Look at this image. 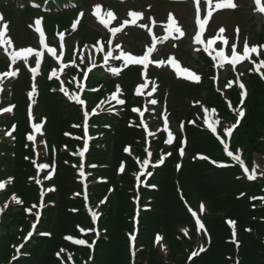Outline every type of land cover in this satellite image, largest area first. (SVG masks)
I'll return each instance as SVG.
<instances>
[{"label":"trees","instance_id":"16d2710c","mask_svg":"<svg viewBox=\"0 0 264 264\" xmlns=\"http://www.w3.org/2000/svg\"><path fill=\"white\" fill-rule=\"evenodd\" d=\"M255 97L252 100L251 111L245 124V133L249 137L253 146H258V137L262 133L264 127V96L258 90L255 91ZM67 120L64 121V125L67 124ZM130 135L134 132L130 131ZM128 134V135H129ZM133 137V136H132ZM192 149L207 151L213 147V142L206 137L204 133L192 132ZM23 150L21 143L18 146V160L17 163V183L16 187L24 195L26 192H31V188H28L24 184L26 173L23 169L27 164L22 159ZM235 170H213L205 164L199 162H186L181 171V181L184 188L188 189L191 184L196 186L199 191H202L205 196L209 197L212 209L221 210L223 214L235 216L239 220L241 231L244 226L252 227V232L241 234V251L240 254L234 253L233 247L225 243V238L229 236V231L223 223V218L218 221H214L211 225V230L214 235V239L211 248L203 254L199 259L195 260L193 264H231L234 261L232 255L239 256L240 264H264V208H252L248 201V196L240 199L237 195L246 190L250 193L259 192L261 185H249L244 180L235 179ZM69 173H58V179L61 183V193L69 192L68 187L65 186ZM180 176V175H179ZM163 187L158 193H156L157 203L155 210L149 218L150 226L147 231L153 226L155 222L166 221L167 230L169 235L167 241L169 243V254L165 257L164 261H161L158 256L152 251L149 254L150 264H185V257L189 249H186L185 241H179L175 238L174 232L177 230L175 224H186L189 221V216L178 198L174 184L170 181V175L167 173L164 176ZM126 181H129V175H127ZM248 194V195H249ZM123 200V205H125ZM61 201L59 207V221L55 227V235L53 239L47 240L48 245L44 248V251L38 249L36 260L39 259L37 264H50L52 261V248L56 247L60 243V233L65 229V224L71 223L75 218L72 215L66 213ZM123 209V208H122ZM131 209V206L128 210ZM263 216L262 218L259 216ZM73 217V218H72ZM114 219V224L119 226H127L126 219L123 217L122 210ZM11 223V222H10ZM122 233V232H121ZM112 240L109 246V258L106 256L97 258L95 262L99 264V260H103L104 264H129V255L127 251V241L122 237H116L112 234ZM123 238V240L121 239ZM4 241V240H2ZM105 246V244H103ZM5 245H0L3 248ZM102 246V247H104ZM32 249L36 246H31ZM100 247V246H99ZM188 250V251H187ZM217 254V255H215ZM146 257L145 254L141 258ZM158 258V259H157ZM32 260L28 262H20V264H31ZM52 264H59L54 258Z\"/></svg>","mask_w":264,"mask_h":264},{"label":"rangeland","instance_id":"374dc122","mask_svg":"<svg viewBox=\"0 0 264 264\" xmlns=\"http://www.w3.org/2000/svg\"><path fill=\"white\" fill-rule=\"evenodd\" d=\"M189 0H185V2H188ZM215 1H224V0H215ZM236 4L239 7V13L236 14L235 18L234 15L232 14H228L226 11L224 12H220L215 16V19L213 21V24L211 26V29L214 31H219V28H215L217 25H224V23L226 22V20L228 19V15L230 16L231 20L237 19L239 20V23L241 24H246V27L249 31H251V33H253V31H257V26L259 24V18L256 17L254 14H252L251 12V8H250V4L249 6H247L243 0H236ZM96 6H100V8L105 11V12H109L111 11L113 13L114 19L118 20V21H123V20H127L129 22L127 28L117 36V41L120 42H124L126 44H130L133 43L134 38L137 34V22L132 23V20L135 19L133 17H131L129 15L130 12H139L141 13V16H139L138 18L140 19V28L143 31V45H147L148 44V38H147V28L151 23H156L157 25L163 27L166 22L170 19L173 18L175 20V22L178 24V26H180L181 28L185 29V24L183 22V16H182V11L184 10V6L185 5H181L177 2H175L174 0H86L85 4L83 6L82 11L84 12L83 17H81V23L78 26V28L75 30L74 33H85L88 29L91 30L93 22L91 17H89L88 13L96 8ZM32 9L28 6L27 8H18V7H10V6H6V5H2L0 6V16H2V20H0V23H4L7 24V31L5 33V36L3 37L4 40H11V44H7L5 43L8 47H14V48H20V47H24L27 45V40L29 38V35L31 34V26H33L31 24V22L35 21L36 18L35 16H31L32 13ZM63 13V12H62ZM67 13V12H66ZM62 14L61 13H56V14H47L45 16H41L40 18L44 17V26L45 29L48 26H51L53 24H57L59 19L63 18L65 21H68L69 19H73L75 17L79 18V10H73L72 13H74L76 16H72V15H68V14ZM136 21V20H135ZM141 25H144V27H141ZM159 29H161L160 27L157 28V30L159 31ZM225 37L226 40H229L228 37H226L225 35H223ZM182 41V38H179L178 40L173 42V46L176 43H180ZM189 47L187 45H185L183 50H187ZM170 52V51H169ZM169 52H166L164 54V56L166 54H168ZM184 52V51H183ZM159 53V52H158ZM155 54L154 58L158 55ZM194 57H192V59H194V63L198 62L195 54H193ZM195 65V64H194ZM191 69H193L190 66ZM151 72H158L156 70H151ZM161 72V71H159ZM122 76H125L122 75ZM20 84V82H19ZM206 97V96H205ZM56 121V119L53 120V124ZM134 153H138L137 149L135 147H133ZM252 158L256 163L259 161L262 164L261 169H264V158L259 155V154H253ZM137 173V172H136ZM101 175L103 176H108L106 173H101ZM6 182V181H5ZM4 182V184H5ZM115 183V182H114ZM191 190H195V186H193V184H191ZM51 189H53L52 187H50ZM111 189L109 190V194H110ZM127 191L125 192H121V191H116L115 194V198L114 201L116 202V207H117V212L111 214L108 209L107 212L109 214V219L103 221L102 218H100V228H104L109 231V240L105 241V246L101 247V249L97 252H100L97 254V258H101L106 256L107 258H109V246L112 240V236H111V232L112 234L116 237V235L120 234L121 231L123 229H127L129 230L131 227L130 222L126 219V217H124L126 219V223L127 226L125 227H120L119 224H114V219L113 218H117V215L120 213V210H122V214L127 213L128 212V208L132 205L130 204L129 201H131V197H129ZM95 205L98 208L100 207L101 212H103V208H104V202L102 203V198L99 197L97 198V195L95 196ZM187 198L192 199L191 202H185L187 205L190 204H194V206H196V208L201 207L202 203L206 202L209 197L205 196L203 193H201L200 191H192L190 193L187 194ZM244 198V197H242ZM240 198V199H242ZM10 199L8 201V203H4L1 202V204H6L7 206H9L11 203H13L15 201V199ZM123 200H125V205H123ZM251 200V199H250ZM107 206L109 207V204L107 203ZM10 207H8L9 209ZM123 208V209H122ZM5 210V211H8ZM14 214L12 213H8L5 212L2 216H1V223H0V245L4 244L3 237L4 236H8V234L6 233L4 235V232L8 229V227H14L15 222L18 218V216L12 217ZM20 216V215H19ZM104 215H102L103 217ZM73 218V217H72ZM74 219V218H73ZM73 219L71 220V223H67L65 224V226H67L69 231V228L71 229V232L78 234L80 231L76 230L75 225H73ZM236 219V217L234 218ZM9 225H7L8 223H10ZM23 224V220L19 221ZM224 225L228 226V227H233V225L230 224V226L228 224H226V222L224 221ZM234 226H236V224H234ZM82 228H85L87 230V228L89 227V223L85 222L84 224H81ZM234 228V227H233ZM141 229V228H140ZM69 233V232H68ZM92 232L90 231L89 233L85 234L84 237L87 239V241L90 244V249H95L96 247V243L97 246L99 245L100 242H95V238L94 236H92ZM70 235V234H67ZM80 235V234H78ZM230 237L227 236L226 238L228 239ZM225 238V239H226ZM33 239H36L37 241H42V237H34ZM66 239V238H65ZM216 240V238L214 239V241ZM62 241H64V239H62ZM101 241V240H100ZM142 241V240H141ZM140 241V242H141ZM137 242H139V240H137ZM139 242V243H140ZM226 243V242H225ZM18 244V243H17ZM16 244V245H17ZM228 245H232L231 243H227ZM15 245V246H16ZM42 246V243H39V245L36 246V248L32 249L33 255H29V256H20L18 257L16 260L12 261L11 263H9V258L10 255H7V253H10L11 250V245L9 247V250L6 254H3V248H0V264H20V262H28L29 260H32L31 264H37L39 259L36 260V255L38 249H40V247ZM238 248L241 251V245L238 246ZM25 250L27 248H24ZM71 251V250H69ZM136 255L138 254L139 250L135 249ZM13 253H14V249H13ZM65 256L64 259H66L67 261H69L67 258L71 259L70 254L66 251L63 250L62 252ZM91 254H93V252H89L88 254H80L81 256L84 257L85 259V264H95V260L96 258L94 257V255H92V258H95V260L93 259H89V256H91ZM217 255V254H215ZM18 255H16L17 257ZM15 257V258H16ZM67 257V258H66ZM53 258H55L54 256V252L52 253V261L49 260L50 264H52L53 262ZM6 261V263H5ZM59 264L60 262L57 261ZM98 262H100V264H104L103 260H99ZM61 264H63L61 262Z\"/></svg>","mask_w":264,"mask_h":264},{"label":"snow or ice","instance_id":"6c2138e0","mask_svg":"<svg viewBox=\"0 0 264 264\" xmlns=\"http://www.w3.org/2000/svg\"><path fill=\"white\" fill-rule=\"evenodd\" d=\"M197 3H199V0H197ZM255 4L258 6V11L261 12V13H264V3H262L261 0H255ZM236 6H237V5H236L235 3H233L232 0H227V2L224 3V4H221V3H217V4H216V7H217L218 9H219L220 7L235 8ZM95 14H96L98 17L100 16V6H96V8H95ZM81 15H83V14L81 13ZM107 15H108V16H113V13H112L111 11H109V12L107 13ZM129 15H130L131 17L135 18V17H139V16H141V13L133 11V12H130ZM209 15H211V13H209ZM113 18H114V16H113ZM2 19H3L2 16H0V20H2ZM135 22H136L135 19H133V20H132V23H135ZM36 23L39 24L40 21L37 20ZM104 23L107 24V21H104ZM124 23H125V25H127L128 21L126 20ZM173 23H175L174 20H173ZM198 23H200L201 30H203V28H204V24L201 23L199 20H198ZM75 26H76V25H75V23H74V24H73V27L75 28ZM141 27H144V25H141ZM36 30L40 33V37H41L40 43H41L42 45H44L45 47H47V45H46L45 42H44V33H43V31H42L41 29H39V28H37ZM119 30H120V29H113L114 32H115V31H119ZM6 31H7V24H4V25H3V30H0V44H3V43L11 44V43H12L10 39H8V40H4V39H3V37L5 36ZM176 31L180 32V35H181V36L184 35V33L181 32L179 28H177ZM219 32H220V33H223V32H224V29L221 28V29L219 30ZM60 35H61V39H63V34H60ZM237 38H238V29H237ZM195 39H196V41H200V36L197 35V36L195 37ZM212 43H213V42H212L211 40L208 41L209 46H210ZM61 47H63V44L61 45ZM101 47H103V45H101ZM260 47H264V46H253V47H249V46H248V43H247V40H246V41H245V45H244L243 55L241 56V55H238V54L236 53V45L233 44V46H232V59H231L232 66L235 67V65H236V63H237L238 61H241V60H244V59L248 58V57H249V53H257V55H258V54H259V53H258V48H260ZM34 51H35V50H34L33 48H31V47L24 48V49H20L19 51H14V52L11 54L10 59H11L13 62H15L18 58L23 57V58L25 59V61H26L28 55L31 54V53H33ZM152 51H153V48H151V47H149V48L147 49V52H148V53H151ZM50 52H51L53 55H55V49H50ZM36 55L39 57V56L42 55V53H40V52H36ZM111 55H112L111 52H108V53H107V55L105 56V62H107L108 57L111 56ZM217 55H218L222 60H227V59H228V57L225 56V54H224L223 51L218 52ZM121 56H122L126 61H128V62H130V63H137V64H144V65H147L148 60H149V57H148L147 54L144 55V56H142V57H137V56H134V55H132V54H130V53H129V54H126V53H124V52H121ZM119 58H120V57H117V59H119ZM39 63H40V61L37 60V67H36V68H32V69H31L32 72L35 73V72L38 71ZM73 63H74V61H73ZM159 63H163V61H161V62H159ZM260 65H264V60H262V61L260 62ZM260 65H257V66H256V67H257V71H259V67H260ZM111 70H112L113 72H118V71H119V69H116V68H113V69H111ZM185 71H187V70H185ZM16 74H17V73L14 72V71H8V72H6V73H2V74H0V77L5 76V75L11 77V76H14V75H16ZM56 75H57L56 70H53V71L51 72V76H56ZM261 75L264 76V73H261ZM189 76H190L192 79L196 80V81H199V80H200V76L195 75V74H193V73H191V72H189ZM227 86H228V87H231V86H232L231 82H230ZM144 87H145V84H143V83L140 84V85H139V88L137 89V91H139V89H142V88H144ZM239 87L243 90V91H242V101H241V103H243V97L246 96V89H245V86H244L243 83H240V84H239ZM34 91H35V88H33V92H34ZM65 91H67V90L65 89ZM119 91H120L119 86H117V92H119ZM153 91H155V88H153ZM29 95H31V93H30ZM112 98H113V99H117V96H116L115 93L113 94V97H112ZM72 99H76V100H78V102H79L81 105H84V104H85V101L82 100V99H79L78 96H73ZM117 102H118V103H123L122 100H117ZM152 103L155 104L156 101L153 100ZM5 111H11V108H9V109H5ZM94 111H95V110H94ZM133 111H139V109H133ZM207 111H208V110L205 109V112H207ZM213 112H215L214 109H213ZM85 115L87 116L88 113L85 112ZM141 115H142V114H141ZM239 116H240V117H243V116H244V112H243V111H240ZM165 119H166V118H165ZM216 123H218V121H217ZM34 127H35V129H36L37 132H39V131L41 130V126H40V125H34ZM209 127L211 128V130H212L214 133L216 132V128H215L213 125L210 124ZM233 127H235V126H233ZM232 131H233V128H232V127L226 129V132H227V134H228L229 136L231 135V132H232ZM28 139H29V140H33L34 137H33L32 135H29V136H28ZM171 139H172V137H171V135H169V140H168V142H171ZM221 142L223 143V141H221ZM224 147H225V149H226V154H227L228 156L233 157V158H234L235 160H237V161H241V157H240L239 155H234L231 151H227V149H228V147H229L228 144H225ZM126 151H127V149H126ZM80 154L83 155L82 152H81ZM181 154H183V151H182V150H181ZM150 155H151V153H149V156H150ZM202 158H205V157H202ZM148 162H149L148 160H145V161H144V164L147 165ZM160 162L162 163L163 161L161 160ZM213 163H216V162L213 161ZM241 164H243L242 161H241ZM222 166H223V165H222ZM41 167H48V166H47V165H42ZM178 167H179V166H178ZM122 170H123V169H121V171H122ZM244 172H245L246 174L249 173V170L247 169L246 166H244ZM149 174H150V173H149ZM249 178H250V179H255V168L252 170V173L249 174ZM37 183H39V181H37ZM2 188H4V184H3V183H0V189H2ZM242 195H243V194H242ZM102 203H103V201H102ZM203 207H204V206L201 205V211H203ZM28 211L31 212V209H28ZM193 214L195 215V213H193ZM92 215H93V218L95 219L97 214H96V213H92ZM197 223H198V225H199L200 228H203V227H204L203 224L200 223V221H199L198 218H197ZM228 223L231 224V225H233V226H234V224H235L234 221H228ZM81 231H84V230H81ZM184 231H185V233L187 232V230H184ZM29 235H31V233H30ZM234 235H235V233H234ZM26 239H27V237H26ZM67 239L72 240L73 238H72V237H67ZM131 239H132V240H135V236H131ZM160 239H162V238L159 237V236H157V240L159 241ZM74 242H75V243H78V244H85V243H86V241H84V240H75ZM201 251H203L202 248H201ZM58 255H59V254H58ZM196 255H197L196 252H193V253H192V256H196Z\"/></svg>","mask_w":264,"mask_h":264}]
</instances>
